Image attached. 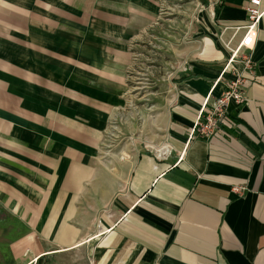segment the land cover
<instances>
[{
	"label": "crops",
	"instance_id": "obj_1",
	"mask_svg": "<svg viewBox=\"0 0 264 264\" xmlns=\"http://www.w3.org/2000/svg\"><path fill=\"white\" fill-rule=\"evenodd\" d=\"M205 2L156 116L164 155L139 146L153 133L136 132L131 84L161 0H0V232L14 264L83 247L86 264H264V15L244 50L257 65L246 102L201 137L203 104L244 69L221 37L237 45L248 17L247 0Z\"/></svg>",
	"mask_w": 264,
	"mask_h": 264
},
{
	"label": "rangeland",
	"instance_id": "obj_2",
	"mask_svg": "<svg viewBox=\"0 0 264 264\" xmlns=\"http://www.w3.org/2000/svg\"><path fill=\"white\" fill-rule=\"evenodd\" d=\"M161 2L162 14L157 25L143 38V42L137 43L134 47L131 67L134 98L132 104L136 115L134 126L136 132L140 133L146 131L150 124L153 133L151 140H146L139 146L150 143L153 148L160 147L151 144L160 143L157 139L158 129L156 137L154 135L156 133L154 124L158 122L156 116L168 101L171 80L186 61L185 51L189 40L196 39H191V35H194L192 33L195 29L200 28L198 21L204 6H207L205 0H161ZM120 156H123V152ZM6 241L0 232V264H14L8 256ZM85 249L86 247H83L81 254L77 249L50 253L32 260L30 264H86Z\"/></svg>",
	"mask_w": 264,
	"mask_h": 264
},
{
	"label": "built area",
	"instance_id": "obj_3",
	"mask_svg": "<svg viewBox=\"0 0 264 264\" xmlns=\"http://www.w3.org/2000/svg\"><path fill=\"white\" fill-rule=\"evenodd\" d=\"M247 9L248 17L247 23L244 26H235L234 35L243 32V38L239 43L233 46L232 39L224 40L221 37L225 48L231 53L228 59V65L231 62H238L244 66L243 71L236 72L235 77L230 80V83L226 91L215 99L212 103L206 101L201 108V112L194 124L192 130L193 135H199L201 137H211L219 131L220 122L226 117L229 112L228 108L230 104L235 101L238 104L245 103L247 100L246 88H247V76L246 73L255 76L256 63L254 62L251 54H244L246 48H252L258 39V29L260 26L261 19L264 15V8L262 7V0H247L245 4ZM181 70H187L186 62L183 63ZM157 151V150H156ZM159 154L164 153L167 155L169 149L161 147ZM246 187L240 184H235L233 186V191L242 195Z\"/></svg>",
	"mask_w": 264,
	"mask_h": 264
},
{
	"label": "bare ground",
	"instance_id": "obj_4",
	"mask_svg": "<svg viewBox=\"0 0 264 264\" xmlns=\"http://www.w3.org/2000/svg\"><path fill=\"white\" fill-rule=\"evenodd\" d=\"M154 149H156L157 151H159L161 149V147H154Z\"/></svg>",
	"mask_w": 264,
	"mask_h": 264
}]
</instances>
